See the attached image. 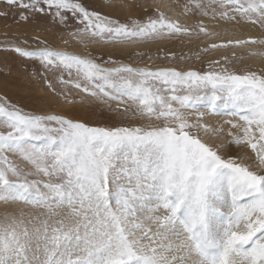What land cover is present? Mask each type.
I'll return each mask as SVG.
<instances>
[{"label":"snow or ice","instance_id":"snow-or-ice-1","mask_svg":"<svg viewBox=\"0 0 264 264\" xmlns=\"http://www.w3.org/2000/svg\"><path fill=\"white\" fill-rule=\"evenodd\" d=\"M189 2L204 16L211 8L264 27V0ZM0 3V17L15 11L25 22L47 15L60 25L76 20L82 27L72 35L82 43L191 34L158 7L122 23L81 0ZM198 30L209 34L202 21ZM38 43L44 46L3 50L58 71L59 92L44 79L50 90L67 104L76 103L68 87L79 90L104 104L114 122L25 112L0 98V203L17 205L0 213V264H264V70L237 72L220 61L206 71L105 67ZM249 44L264 46V38L208 47ZM257 54L264 56L249 51ZM206 114L229 118L212 124ZM129 115L148 122L123 123ZM222 133L230 139L210 142ZM231 144L247 146L255 163L227 154Z\"/></svg>","mask_w":264,"mask_h":264},{"label":"rangeland","instance_id":"rangeland-1","mask_svg":"<svg viewBox=\"0 0 264 264\" xmlns=\"http://www.w3.org/2000/svg\"><path fill=\"white\" fill-rule=\"evenodd\" d=\"M81 2L90 10L99 11L101 14L108 15L122 23L128 21L130 17L133 19H144L147 15H152L158 7L167 17L178 21L181 25L187 26L191 30V34L145 39L135 43L123 44L99 40L92 41L85 37L82 43L79 38L72 35L79 27H82L76 20L69 18L66 25H60L58 22L53 21L50 15H47L32 17L30 21L25 22L17 17L15 11H9L6 17H0V98L7 99L10 104L20 107L25 112L36 114L56 113L82 120L90 125H104L114 122L107 119L110 114L104 104L86 97L79 90L70 86L67 89L76 101L74 104L65 103L50 90L44 83V79L47 78L52 81L56 92H59L61 86L57 80L60 75L58 71L55 73L45 72L39 61L3 50L5 46L11 45H18L28 49L44 46L38 41H44L48 47L54 49L65 50L81 56H90L105 67H115L123 63L131 64L134 67H174L181 71L188 69L206 71L210 62L220 61L221 65L237 72L247 70L259 72L264 70V56L259 54L249 55V51L264 52V46L249 44L235 48L212 49L208 47L210 44L221 43L228 39H245L249 36L257 39L264 38V27H261L260 24L239 20L238 17L237 20L240 23L252 24L259 32L245 35L241 38H226L215 32L209 27L208 23L214 21V19L232 23H237V21L221 18L211 8L208 11V15L204 16L193 8L189 0H81ZM204 2L207 3L208 0H204ZM213 7L216 6L213 5ZM3 10V5L0 3V11ZM170 11H174L173 13L177 14L180 13L179 15L182 16L181 18L184 17V19L173 16ZM216 11L219 12L221 9L217 7ZM201 21L208 29V35L199 32L198 25ZM206 48L208 50L203 51ZM233 52L236 53L235 57L232 56ZM170 53L174 55H169ZM225 56L228 57L227 62L222 59ZM109 58L115 61L116 64L106 63ZM81 96H85L84 102H81ZM109 104L112 107L116 106L115 101H109ZM200 111H205V109L201 108ZM209 117H216V123L212 124H220L229 118L219 114H206L205 122L211 123L208 121ZM220 117L222 121L219 119ZM122 122L147 123L148 121H141L138 117L129 115L125 116ZM224 127L227 130L228 126L224 125ZM233 131L235 132L236 130L233 129ZM201 135L203 136L204 134L201 133ZM222 136L223 138L221 139L225 141L230 139L224 133L221 134ZM227 146L240 147L239 149L241 150H237L233 156H242L247 153L254 159V154L245 145L231 144ZM243 150L244 152L240 155ZM10 158L16 159L18 163H21L16 157ZM249 163L254 164L255 161L251 160ZM16 207L17 205L0 203V213L6 209L10 211ZM24 211L25 213H31L33 209L24 207Z\"/></svg>","mask_w":264,"mask_h":264},{"label":"bare ground","instance_id":"bare-ground-1","mask_svg":"<svg viewBox=\"0 0 264 264\" xmlns=\"http://www.w3.org/2000/svg\"><path fill=\"white\" fill-rule=\"evenodd\" d=\"M173 12L170 11V13L173 16L178 17L179 19L182 17L181 15H179L180 13L177 14V13H173ZM181 14H183V13H181ZM181 19H184V17L181 18ZM208 25L215 32L221 34L222 36H224L226 38H241V37H243L245 35L257 34L259 32L258 29L255 26H253L252 24H244V23L242 24L240 22H237V23L236 22H234V23H232V22H221L218 19H214V21L209 22ZM249 25H251V26H249ZM219 119L221 120V117ZM208 121L211 122V123H216V117H209ZM221 138H223V136L222 137L220 136V138L217 137L215 140L210 141V142L219 141ZM226 148H227L226 149L227 154H230V155H235V152L237 150L238 151L241 150V149H239L240 147L239 148H235L233 146H226ZM243 152H244V150L242 152H240V155ZM242 156L251 157L247 153H245V155H242ZM252 160H254V159H252Z\"/></svg>","mask_w":264,"mask_h":264}]
</instances>
